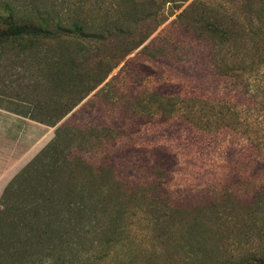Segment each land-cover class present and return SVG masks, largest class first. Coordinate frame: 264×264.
Returning <instances> with one entry per match:
<instances>
[{
    "label": "rangeland",
    "instance_id": "1",
    "mask_svg": "<svg viewBox=\"0 0 264 264\" xmlns=\"http://www.w3.org/2000/svg\"><path fill=\"white\" fill-rule=\"evenodd\" d=\"M4 1L47 18L56 38L0 54V255L32 237L39 204L52 224L79 222L78 233L15 260L219 264L264 254V0ZM155 90L183 99L171 117L149 100ZM79 100L55 126L40 122V106L60 116ZM64 125L62 167L49 166L51 154L1 198ZM65 158L88 166L73 176ZM70 201L83 213L71 215Z\"/></svg>",
    "mask_w": 264,
    "mask_h": 264
},
{
    "label": "trees",
    "instance_id": "2",
    "mask_svg": "<svg viewBox=\"0 0 264 264\" xmlns=\"http://www.w3.org/2000/svg\"><path fill=\"white\" fill-rule=\"evenodd\" d=\"M77 28L81 29L79 26ZM206 28L214 34L222 35L225 33V31L218 26L215 23L207 22ZM60 30H62L59 27ZM78 29V30H79ZM53 38H56V32L52 28V24L50 21L45 17H40L37 15H28L20 13L19 11H16L14 6L4 0H0V54H4L8 51H26L31 50L35 48L37 45L44 41L51 40ZM229 67H225L220 65L217 69V73L219 75H227ZM104 80V79H103ZM102 80V81H103ZM101 81V82H102ZM100 82V83H101ZM98 83V84H100ZM96 87L92 89V91ZM149 100L152 103L157 104L160 106V108H157L160 110L163 116L165 117H171L173 115V112L175 110V104H178V102H183V99L179 96L177 97V101L173 102V99L169 96H165L162 94L159 90H155L148 94ZM84 99V98H83ZM82 99V100H83ZM76 102L74 105H71L70 109L65 110L61 113L60 116L53 115L54 111H56V108L53 109L52 106L44 107L40 106V116L43 115L40 119V122L46 123L50 126H55L64 116H66L70 111H72L80 101ZM264 105V103H263ZM22 114V113H21ZM27 114V113H23ZM40 118V117H39ZM71 133V128L68 125L61 126L56 129L54 138L30 161L28 162L24 168L15 175L11 181L7 184L5 189L3 190L2 197H5L8 193L10 194L13 189L17 187V181L23 180L30 176L33 172H38L40 169L39 167L42 164H45L44 159H46L48 156H51V154H54V160L53 163H51L49 166H51L53 169H56L58 167H62L60 163V158L57 156V151L60 146V137L68 135ZM63 162L66 164V168H68L73 176L78 171L77 168H83L84 166H88L83 161H79L76 159H63ZM90 175L96 176L94 172H92L93 167L90 166L88 168ZM47 187V186H46ZM40 196L44 198L46 201L47 199H51L52 195L48 193L47 190H40L37 189ZM89 197V194L86 196V198ZM90 199V198H88ZM88 199L86 203L88 202ZM83 201L80 202H69V206H71L69 209V213L72 214H80L83 213L85 210V207H83L81 204ZM49 206L48 204H39L33 209L35 210V217L34 221L30 222L27 226H29L30 231H32V237L25 241L23 246H20L19 244L15 243L12 250H7L6 253L0 255V264H31V260L28 255L25 256L22 260H15V255L20 250H27L28 252L30 250H33L34 248H40L43 252H55L60 245L63 243L68 242L69 233L71 234H77L79 229V222L73 221L72 218L68 220L60 221L56 224H52L48 217L50 216L49 213ZM87 209V208H86ZM1 215V211H0ZM67 227L66 232H61V226ZM54 230H57L58 232H53ZM35 232V233H33ZM72 234V235H73ZM46 258H43L41 261V264H45ZM219 264H264V254L258 253V252H251L248 254H245L241 256L240 258L236 260H230V261H224Z\"/></svg>",
    "mask_w": 264,
    "mask_h": 264
},
{
    "label": "crops",
    "instance_id": "3",
    "mask_svg": "<svg viewBox=\"0 0 264 264\" xmlns=\"http://www.w3.org/2000/svg\"><path fill=\"white\" fill-rule=\"evenodd\" d=\"M9 182H10V181H9ZM9 182H8V183H9ZM8 183H7V184H8ZM7 184H6V186H7ZM6 186H5V187H6ZM5 187L3 188V190L5 189Z\"/></svg>",
    "mask_w": 264,
    "mask_h": 264
}]
</instances>
